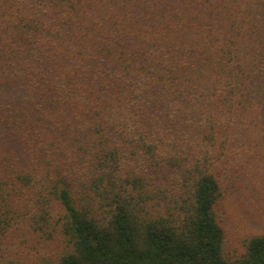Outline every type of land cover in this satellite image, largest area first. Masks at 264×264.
Masks as SVG:
<instances>
[{"label":"trees","instance_id":"trees-1","mask_svg":"<svg viewBox=\"0 0 264 264\" xmlns=\"http://www.w3.org/2000/svg\"><path fill=\"white\" fill-rule=\"evenodd\" d=\"M256 162L264 0H0V264H264Z\"/></svg>","mask_w":264,"mask_h":264},{"label":"rangeland","instance_id":"rangeland-1","mask_svg":"<svg viewBox=\"0 0 264 264\" xmlns=\"http://www.w3.org/2000/svg\"><path fill=\"white\" fill-rule=\"evenodd\" d=\"M252 169L253 175H247L242 186H238V177L225 180L223 185L218 212L232 246L248 235L264 233V163L256 162ZM31 247L26 243V249Z\"/></svg>","mask_w":264,"mask_h":264}]
</instances>
